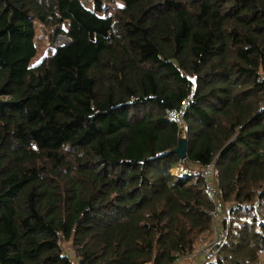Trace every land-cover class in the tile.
<instances>
[{
    "label": "trees",
    "instance_id": "trees-1",
    "mask_svg": "<svg viewBox=\"0 0 264 264\" xmlns=\"http://www.w3.org/2000/svg\"><path fill=\"white\" fill-rule=\"evenodd\" d=\"M119 1L0 0V264H264V0Z\"/></svg>",
    "mask_w": 264,
    "mask_h": 264
},
{
    "label": "rangeland",
    "instance_id": "rangeland-1",
    "mask_svg": "<svg viewBox=\"0 0 264 264\" xmlns=\"http://www.w3.org/2000/svg\"><path fill=\"white\" fill-rule=\"evenodd\" d=\"M82 4L85 8L89 10H96V5H99L100 11L99 15L102 17H110L113 13V11L122 6L121 1L119 0H81ZM49 31L47 33H43L42 29L38 24H35V44L37 47V54L36 56L31 60V65H35L39 62V60L44 57L52 54V46L49 45L48 36ZM69 43L67 38L59 37L55 41V46H60ZM174 174H177V172L174 170ZM63 253L66 255L72 262L76 263V260L74 258L73 252L70 248V245L67 244L63 247ZM196 253V252H195ZM195 253L188 257V258H197ZM187 259V258H186Z\"/></svg>",
    "mask_w": 264,
    "mask_h": 264
},
{
    "label": "built area",
    "instance_id": "built-area-1",
    "mask_svg": "<svg viewBox=\"0 0 264 264\" xmlns=\"http://www.w3.org/2000/svg\"><path fill=\"white\" fill-rule=\"evenodd\" d=\"M184 108H185V103H182L180 110L170 112L169 117L175 121L179 120V118L182 116V112H183ZM210 169H211V166L205 167L203 172H202V176L205 178V184H206L205 191L208 194L211 202L214 205V209L212 212V218H213V223L215 226L214 230L216 232V236L218 235V237H219V236H221L220 225L222 222V216H221L222 204L217 200L218 194H217L215 186L211 182V178H210V171L211 170ZM206 248H207L206 244L200 246L197 249L195 256H201L203 258L205 256H207ZM178 262L179 261H177L175 263H178Z\"/></svg>",
    "mask_w": 264,
    "mask_h": 264
},
{
    "label": "water",
    "instance_id": "water-1",
    "mask_svg": "<svg viewBox=\"0 0 264 264\" xmlns=\"http://www.w3.org/2000/svg\"><path fill=\"white\" fill-rule=\"evenodd\" d=\"M174 153L181 159H186V151H185V142L181 140L178 144V147L175 149Z\"/></svg>",
    "mask_w": 264,
    "mask_h": 264
},
{
    "label": "crops",
    "instance_id": "crops-1",
    "mask_svg": "<svg viewBox=\"0 0 264 264\" xmlns=\"http://www.w3.org/2000/svg\"><path fill=\"white\" fill-rule=\"evenodd\" d=\"M202 261H203L202 257H200L199 259L193 257V259L187 258L186 260L179 261L178 263L175 264H200Z\"/></svg>",
    "mask_w": 264,
    "mask_h": 264
},
{
    "label": "bare ground",
    "instance_id": "bare-ground-1",
    "mask_svg": "<svg viewBox=\"0 0 264 264\" xmlns=\"http://www.w3.org/2000/svg\"><path fill=\"white\" fill-rule=\"evenodd\" d=\"M179 121V120H178ZM213 210V209H212ZM212 212V211H211Z\"/></svg>",
    "mask_w": 264,
    "mask_h": 264
}]
</instances>
